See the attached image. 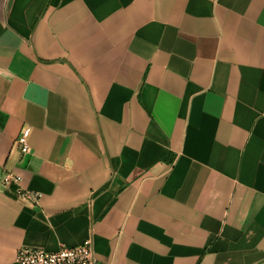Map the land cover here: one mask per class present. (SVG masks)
I'll list each match as a JSON object with an SVG mask.
<instances>
[{"label":"crops","instance_id":"obj_1","mask_svg":"<svg viewBox=\"0 0 264 264\" xmlns=\"http://www.w3.org/2000/svg\"><path fill=\"white\" fill-rule=\"evenodd\" d=\"M86 239L264 264V0H0V264Z\"/></svg>","mask_w":264,"mask_h":264},{"label":"built area","instance_id":"obj_2","mask_svg":"<svg viewBox=\"0 0 264 264\" xmlns=\"http://www.w3.org/2000/svg\"><path fill=\"white\" fill-rule=\"evenodd\" d=\"M30 129L26 128L17 139L19 150L22 155L30 153L29 146ZM21 177L17 174H5L2 182L8 185L12 182L19 184ZM20 197L38 202L39 194L29 193L20 190ZM17 264H98L94 255L91 239H86L83 243L73 246H60L55 251L23 247L16 253Z\"/></svg>","mask_w":264,"mask_h":264}]
</instances>
